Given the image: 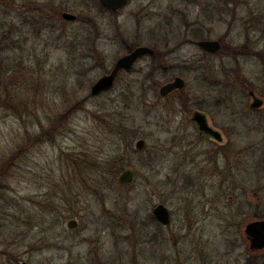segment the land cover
<instances>
[{"label": "rangeland", "instance_id": "374dc122", "mask_svg": "<svg viewBox=\"0 0 264 264\" xmlns=\"http://www.w3.org/2000/svg\"><path fill=\"white\" fill-rule=\"evenodd\" d=\"M136 46L158 55L90 95ZM176 76L184 88L161 96ZM249 88L264 98V0H127L116 14L98 0H0V97L12 96L0 103V264H264L244 234L264 219V110ZM196 110L222 142L199 133ZM114 153L134 172L122 190L90 166Z\"/></svg>", "mask_w": 264, "mask_h": 264}, {"label": "water", "instance_id": "95a60500", "mask_svg": "<svg viewBox=\"0 0 264 264\" xmlns=\"http://www.w3.org/2000/svg\"><path fill=\"white\" fill-rule=\"evenodd\" d=\"M100 4L110 10L111 12H116L125 3L126 0H99ZM62 18L66 20H75L76 15L70 12H62ZM198 45L208 52H217L221 45L218 40H200ZM154 50L148 46H136L128 53L118 57L113 67L108 73L103 74L97 80H95L90 86V95H98L108 89H110L121 71L130 70L133 65L138 61V59L144 55L153 54ZM184 86V80L176 76L171 81L162 84L158 91L163 97L167 96L172 91L182 88ZM252 98L251 107H258L262 104V100L258 99L252 91H250ZM194 120L199 124L201 129L210 130L213 137L217 140H221V135L218 131L209 128L205 122V118L202 114L196 112L194 114ZM145 141L140 138L135 142V149L142 150L144 148ZM134 172L131 168L127 167L123 169L117 176L118 185H126L133 181ZM152 214L155 219L162 225H167L170 221L169 210L163 204H157L153 210ZM77 222L75 219H69L67 221L68 228H75ZM245 238L248 240L250 250L257 251L264 249V219L250 220L244 225ZM21 264H28L22 262Z\"/></svg>", "mask_w": 264, "mask_h": 264}, {"label": "trees", "instance_id": "16d2710c", "mask_svg": "<svg viewBox=\"0 0 264 264\" xmlns=\"http://www.w3.org/2000/svg\"><path fill=\"white\" fill-rule=\"evenodd\" d=\"M156 55H158V52H156L155 50V53L152 56H156ZM11 99H12L11 94L9 92H6L3 98L0 97V103L8 105V103L11 102ZM125 149L131 150L132 149L131 145L126 144ZM124 155L125 154L114 153L105 160L100 162L95 161V159H91L90 166L96 169V173H97L96 176L98 177L97 179L99 180L98 184L100 185L104 184L107 187H113L118 190H122L123 187L131 184L129 183L126 185H118L116 183L118 173L122 171L127 165ZM85 159H87V157Z\"/></svg>", "mask_w": 264, "mask_h": 264}, {"label": "flooded vegetation", "instance_id": "af4514ba", "mask_svg": "<svg viewBox=\"0 0 264 264\" xmlns=\"http://www.w3.org/2000/svg\"><path fill=\"white\" fill-rule=\"evenodd\" d=\"M98 2H99V6H100V8H102L103 10H105L106 12L108 11V12H110V13H112V14H116L121 8H123L125 5H126V3H127V0H126V3L120 8V9H118L116 12H111L110 10H108L107 8H105L104 6H102L101 4H100V1L98 0ZM66 12H68V11H66ZM71 13V12H70ZM62 14V13H61ZM74 14V13H73ZM76 15V14H75ZM61 18H62V16H61ZM64 21H68V22H75V21H77V19H78V16L76 15V19L75 20H66V19H64V18H62ZM87 21H90V19L89 20H87ZM200 40H209V39H200ZM200 40H198V41H200ZM198 41H197V45H198ZM219 41V40H218ZM219 43H220V45H221V42L219 41ZM199 46V45H198ZM200 47V46H199ZM221 47H222V45H221ZM151 48V47H150ZM153 49V48H152ZM200 49H202L203 51H205V52H207V53H214V52H208V51H206V50H204L203 48H201L200 47ZM221 49V48H220ZM219 49V50H220ZM154 50V49H153ZM218 50V51H219ZM217 51V52H218ZM155 53V50H154V52H153V54ZM216 53V52H215ZM153 54H150V55H153ZM122 72V71H121ZM120 74V73H119ZM118 74V75H119ZM118 77V76H117ZM117 79V78H116ZM183 79V78H182ZM184 80V79H183ZM116 81V80H115ZM184 86H185V81H184ZM184 86L182 87V88H179V89H176V90H174V91H177V90H181V89H183L184 88ZM174 91H172V92H174ZM250 91H252L253 93H254V95L258 98V99H260V100H262V104L260 105V106H258V107H251V101H252V98H251V95H250ZM171 92V93H172ZM170 94V93H169ZM168 94V95H169ZM247 94H248V97H249V107L253 110V111H256V112H261V111H263L264 110V98H262V97H260V96H258V94L253 90V89H251V88H249L248 89V92H247ZM167 95V96H168ZM167 96H165V97H167ZM196 112H198V113H200V114H202L203 116H204V118H205V122H206V124H207V126L209 127V128H211V129H213V130H216V129H214L210 124H209V122H208V119H207V117L205 116V114H203L202 112H200V111H194L193 112V114H192V121L196 124V126L198 127V131H199V133L200 134H205V135H207V136H210V137H212V138H214L213 137V135H212V133H211V131L210 130H207V129H201L200 128V126H199V124L194 120V114L196 113ZM216 131H218V130H216ZM219 132V131H218ZM220 133V132H219ZM220 135H221V133H220ZM221 138H222V135H221ZM215 139V138H214ZM216 141H219V140H217V139H215ZM223 141V138L219 141V142H222ZM162 204V203H161ZM164 205V204H163ZM155 207V206H154ZM153 207V208H154ZM153 210V209H152ZM169 210V209H168ZM169 216H170V212H169ZM154 217V216H153ZM154 219H155V217H154ZM156 220V219H155ZM157 221V220H156ZM158 222V221H157ZM170 222V221H169ZM158 223H160V222H158ZM161 224V223H160ZM169 224V223H168ZM167 224V225H168ZM165 226V225H164Z\"/></svg>", "mask_w": 264, "mask_h": 264}]
</instances>
